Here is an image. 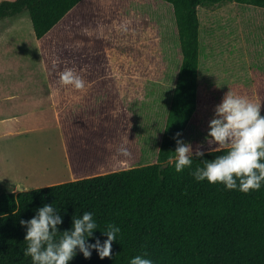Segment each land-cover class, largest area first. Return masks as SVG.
Returning a JSON list of instances; mask_svg holds the SVG:
<instances>
[{"label": "trees", "instance_id": "obj_1", "mask_svg": "<svg viewBox=\"0 0 264 264\" xmlns=\"http://www.w3.org/2000/svg\"><path fill=\"white\" fill-rule=\"evenodd\" d=\"M225 0H2L0 20L29 12L71 179L21 191L0 184V264H32L23 255L26 227L37 208L59 209L60 231L73 215L91 211L99 238L108 223L120 227L111 256L77 251L68 264H129L145 251L153 264H264V184L247 193L197 182L199 159H213L200 126L203 81L215 78L211 55L216 25L205 26L203 7ZM246 45L256 98L264 115V0H232ZM154 24L168 42L170 67L153 99L138 103L123 93L111 50ZM222 34V33H221ZM215 56V55H214ZM72 69L83 89L62 85ZM190 142L191 167L168 163L176 141ZM123 146L129 155L118 152Z\"/></svg>", "mask_w": 264, "mask_h": 264}, {"label": "rangeland", "instance_id": "obj_2", "mask_svg": "<svg viewBox=\"0 0 264 264\" xmlns=\"http://www.w3.org/2000/svg\"><path fill=\"white\" fill-rule=\"evenodd\" d=\"M234 14L232 0L207 4L202 10L205 26L216 25L220 39L213 50L215 56L211 55L216 76L200 87V126L205 134L215 106L228 91L258 102L246 45L239 26L231 22ZM169 48L162 32L150 24L111 50L123 93L137 104L153 99L163 83L171 65ZM51 104L29 12L0 20V184L9 191H19L16 186L31 189L71 179ZM22 128L30 132L23 133Z\"/></svg>", "mask_w": 264, "mask_h": 264}, {"label": "clouds", "instance_id": "obj_3", "mask_svg": "<svg viewBox=\"0 0 264 264\" xmlns=\"http://www.w3.org/2000/svg\"><path fill=\"white\" fill-rule=\"evenodd\" d=\"M59 80L62 85H71L75 89L85 87V81L72 69L62 71ZM181 137V132L174 135L176 147L168 158V163L174 166L177 173L191 167L193 155L200 158L205 154L202 144L193 153L191 143L183 141ZM204 140L209 146L216 145L209 151H226L211 160L199 159L201 165L191 172L197 182L221 183L227 190L244 193L261 188L264 184V115H261V103L228 91L215 106ZM118 152L129 155L123 146ZM62 219L56 206L44 204L36 209L32 218L20 221L26 227L24 241L27 246L23 249V255L30 257L32 264H68L77 251L86 259L91 257L92 250L97 252L100 259L111 256L112 242L117 240V234L121 231L119 226L106 224L101 232L107 239L101 242L95 238L90 243L89 238L98 229L91 211L73 215L71 227L60 231L58 226ZM129 264H153V260L145 251L131 257Z\"/></svg>", "mask_w": 264, "mask_h": 264}, {"label": "crops", "instance_id": "obj_4", "mask_svg": "<svg viewBox=\"0 0 264 264\" xmlns=\"http://www.w3.org/2000/svg\"><path fill=\"white\" fill-rule=\"evenodd\" d=\"M52 105H53V104L50 105L51 108H52V109H55L54 106H52ZM55 112H56V111H55ZM57 121H58V120H57ZM23 129H25V128H22L21 130H23ZM27 132H30V129L26 128V129L24 130L23 133H27ZM67 168H69L68 161H67Z\"/></svg>", "mask_w": 264, "mask_h": 264}, {"label": "water", "instance_id": "obj_5", "mask_svg": "<svg viewBox=\"0 0 264 264\" xmlns=\"http://www.w3.org/2000/svg\"><path fill=\"white\" fill-rule=\"evenodd\" d=\"M23 190L22 188L19 189V191Z\"/></svg>", "mask_w": 264, "mask_h": 264}]
</instances>
